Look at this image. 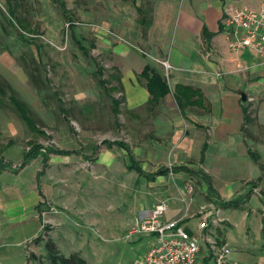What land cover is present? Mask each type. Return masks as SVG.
<instances>
[{
  "label": "crops",
  "instance_id": "crops-1",
  "mask_svg": "<svg viewBox=\"0 0 264 264\" xmlns=\"http://www.w3.org/2000/svg\"><path fill=\"white\" fill-rule=\"evenodd\" d=\"M139 1L151 8V19L144 29ZM128 2L133 3L132 9L102 22L100 29L104 32L97 44L100 54L118 60L127 108L148 113V122L133 124V129L147 132L133 136L135 143L122 141L131 154L125 148L102 143L106 149L95 161L97 172L112 177L119 173L115 177L120 187L130 194L131 203L124 206L135 217L127 218L122 226L130 231L139 214L151 212L162 202L168 204L164 220L186 216L184 205L172 196L191 189L189 173H197L198 180L199 173H205L216 204L241 196L244 201L238 207L261 205L264 197L253 182L262 179L264 183V65L254 51L245 49L238 54L245 70L238 69L228 47L229 28L223 22L228 7L252 5L244 0ZM252 7L259 9L257 3ZM107 28L127 40L110 37ZM141 47L152 49L158 61H169L171 68L153 66L141 57ZM148 64L165 77L170 89L156 104H151L147 81L141 76ZM58 149L71 151L54 154L68 158L64 166L71 173H45L36 182L28 181L25 173H0V264H45L48 240L55 242L65 257L84 252L86 229L80 225L81 231H77L76 218L90 225V220L97 219L90 203L86 199L79 202L76 196L79 188L74 178L81 171L73 165L84 154L73 148ZM161 171L164 174L156 175ZM194 204L193 200L188 209L192 210ZM45 210L49 212L43 217L41 212ZM189 226L184 224L185 230L199 241L197 230L191 233ZM223 246L230 248L226 243ZM260 264H264V257Z\"/></svg>",
  "mask_w": 264,
  "mask_h": 264
},
{
  "label": "rangeland",
  "instance_id": "rangeland-1",
  "mask_svg": "<svg viewBox=\"0 0 264 264\" xmlns=\"http://www.w3.org/2000/svg\"><path fill=\"white\" fill-rule=\"evenodd\" d=\"M20 1L17 15L25 30L20 29L15 19L13 25L9 22L8 4L0 0V173H25L28 181H40L45 173H68L69 169L64 166L68 158L40 153L26 160L30 148L40 145L44 149L81 151L84 156L73 165L81 171L74 178L79 188L76 196L79 202L86 199L90 203L97 219L90 220V225L76 218L77 231H81L80 225L85 228L88 240L84 252L78 256L87 264H134L156 238L128 236L129 231L122 225L127 218L135 217L124 206L131 203L130 194L120 187L119 178L115 177L119 173L114 177L99 173L95 165L99 154L106 149L103 141L135 143L133 136L140 131V135L147 132L141 126L139 131L133 129L134 123L148 122V113L139 114L127 108L118 60L97 50L99 36L104 32L100 29L102 22L115 13L127 12L133 3L129 5L126 0ZM244 1L252 6L257 3L258 8L264 4V0ZM138 4L139 18L145 21L140 25L144 29L151 19V8L143 1ZM107 29L110 37L125 39L115 29ZM152 52L141 47L139 53L158 67L159 59ZM21 110L28 113L26 117L31 124ZM189 174L187 182L191 189L172 197H178V203L186 208V216L180 219L191 225L188 231L197 230L200 238L201 233L195 227L201 219L200 212L209 207L213 209L211 204H216L217 197L207 187L205 173H199L200 180L195 176L197 173ZM261 182L262 179L255 180L253 187L257 186L258 194L264 197ZM240 197L236 200L244 201ZM193 200L192 211L188 207ZM214 208L222 210L223 222L211 229L210 237L218 249L226 243L232 250L225 264H260L264 257V211H260L264 210V198L261 205L216 204ZM200 244L199 260L205 258L204 263L214 264L207 240L204 238ZM44 262L48 264L47 257Z\"/></svg>",
  "mask_w": 264,
  "mask_h": 264
},
{
  "label": "built area",
  "instance_id": "built-area-1",
  "mask_svg": "<svg viewBox=\"0 0 264 264\" xmlns=\"http://www.w3.org/2000/svg\"><path fill=\"white\" fill-rule=\"evenodd\" d=\"M223 22L229 28L228 47L235 56L238 69L245 70L238 61L239 52L245 49L254 51L264 65V4L258 10L248 6L228 7ZM159 62L166 70L171 68L169 61ZM167 209L166 202L159 203L151 212L135 218L128 236H154L156 241L134 264H206L205 258L199 260L202 250L200 241L204 238L209 244L214 264L226 263L232 250L226 246L218 249L210 237L211 229L223 222L220 208H205L200 212L201 219L197 225L201 233L199 241L185 230L184 219L164 220ZM48 212L45 210L41 215L44 217Z\"/></svg>",
  "mask_w": 264,
  "mask_h": 264
},
{
  "label": "trees",
  "instance_id": "trees-1",
  "mask_svg": "<svg viewBox=\"0 0 264 264\" xmlns=\"http://www.w3.org/2000/svg\"><path fill=\"white\" fill-rule=\"evenodd\" d=\"M6 3L8 4V13L9 16L11 17L9 19V22L13 25V19H15V21H17L19 27L21 30H25V26L22 24L21 22V18L17 15V9L20 6V0H5ZM57 1H62V0H57ZM63 8H65V6L63 5ZM65 10V9H64ZM22 36V34H21ZM141 76L147 81V88L151 94V104H156L161 98H164L170 91L169 86L167 81L165 80V77L157 70L155 69L152 65L148 64ZM103 83V81H102ZM183 87H178V89L180 90ZM178 89H177V93H178ZM192 92L191 89H186ZM176 99L178 102L179 107H183V104L178 96V94H176ZM19 106V104H18ZM25 108V106H23ZM23 114V117L25 118L26 115L28 114L27 112H25V110H21V112ZM26 119L28 120V122L31 124L30 120L28 117H26ZM103 144L107 145L108 147H112V146H119L122 148H125L129 154H131V150L130 148L122 141L116 140V141H108L105 140L103 141ZM40 153H45L50 154V153H54V154H61V155H67L69 153H71V151H64V150H59V149H44L43 147H41L40 145H35L33 148H30L27 154V159L28 160L30 157L33 156H37ZM131 159L133 160L134 158L131 157ZM27 162H25L23 164V166L26 164ZM139 172L142 173L141 169H138ZM164 172V171H163ZM164 174L161 172L156 173V175H161ZM223 206L225 207H238L240 205V200H232L229 202H225L222 203ZM46 249H47V259H48V264H87V262L82 259L81 257H79L78 255H71L69 257H65L64 255H61L60 252L58 251V248L55 244V242H53L52 240H48L46 242Z\"/></svg>",
  "mask_w": 264,
  "mask_h": 264
}]
</instances>
